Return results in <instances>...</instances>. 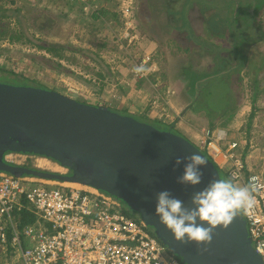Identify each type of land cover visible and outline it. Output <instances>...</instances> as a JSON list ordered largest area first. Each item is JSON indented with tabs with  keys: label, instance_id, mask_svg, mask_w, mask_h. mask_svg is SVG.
<instances>
[{
	"label": "rangeland",
	"instance_id": "obj_1",
	"mask_svg": "<svg viewBox=\"0 0 264 264\" xmlns=\"http://www.w3.org/2000/svg\"><path fill=\"white\" fill-rule=\"evenodd\" d=\"M166 2L168 0H96L94 4L81 8L58 0H0L8 9L19 8L29 18V29H32L26 34L31 43L10 44L0 40V69L4 72H0V84L55 91L81 103L106 107L157 130L185 138L210 157L208 131L211 136L218 130L226 132L225 142L218 144L224 152L232 140L240 142L241 146L246 145L245 135L251 126L246 158L242 157V151L236 153L251 171H259L264 133V91L253 105L254 68L248 66L240 71V76L244 77L232 91L233 103L230 105H236L237 97L240 103L234 109L232 119L228 118L229 113H210L212 109L219 112L223 101L222 93H218L222 87L217 80L211 81L210 86L218 94L208 98L212 103L208 105L210 108L205 106L212 115H207L203 109L191 110L197 95L189 91L193 80L188 81L184 71L192 67L195 72L210 73L209 67H214L217 53L214 46L228 49L231 39H213L207 25L201 27L197 14L193 13L192 26L197 27L201 36L210 35L207 48L201 50L193 44V39L180 40L177 36L185 31L176 30L179 24L171 23L163 12ZM128 18L130 27L126 26ZM261 18L264 25V13ZM204 32L208 36H204ZM50 42L72 47L64 51L65 59L49 56L61 63V70L44 66L46 63L38 56L44 52L37 50L35 45ZM33 55L38 57L33 58ZM248 55L254 64H259L264 56V42L252 46ZM218 56L226 58L224 54ZM136 68L142 70L137 72ZM23 77L27 81H22ZM238 77L234 73L231 81ZM257 78L259 88H264V71ZM193 108H196L195 103ZM251 112L254 116L249 121ZM210 122L215 128H209ZM194 135L198 139L194 140ZM6 156L8 161L43 172L64 171L56 162L44 157L18 153ZM212 161L225 172L231 166L229 161H221L220 157ZM0 264H9V259L1 251Z\"/></svg>",
	"mask_w": 264,
	"mask_h": 264
},
{
	"label": "water",
	"instance_id": "obj_2",
	"mask_svg": "<svg viewBox=\"0 0 264 264\" xmlns=\"http://www.w3.org/2000/svg\"><path fill=\"white\" fill-rule=\"evenodd\" d=\"M8 153L47 158L69 175L9 164ZM199 154L197 185L178 177ZM181 160L176 164L177 159ZM0 171L13 176L74 183L106 192L141 220L184 264H264L255 252L239 213L227 228L217 227L208 244L180 243L155 215L156 193L168 191L192 208V197L220 177L214 162L185 138L157 130L106 107L78 102L55 91L0 84Z\"/></svg>",
	"mask_w": 264,
	"mask_h": 264
},
{
	"label": "built area",
	"instance_id": "obj_3",
	"mask_svg": "<svg viewBox=\"0 0 264 264\" xmlns=\"http://www.w3.org/2000/svg\"><path fill=\"white\" fill-rule=\"evenodd\" d=\"M58 1L82 8L96 0ZM127 12L129 17L128 7ZM207 136L212 159L229 161V179L255 188L251 206L241 215L250 242L264 263V133L257 172L236 153V141H230L224 152L220 150L218 144L225 142L226 132L218 130L211 136L208 131ZM5 160L22 166L8 161L7 156ZM61 168L64 171L58 174L69 175L68 169ZM76 185L0 171V251L9 264H184L141 220L127 212L121 200ZM24 211L33 221L20 228Z\"/></svg>",
	"mask_w": 264,
	"mask_h": 264
},
{
	"label": "trees",
	"instance_id": "obj_4",
	"mask_svg": "<svg viewBox=\"0 0 264 264\" xmlns=\"http://www.w3.org/2000/svg\"><path fill=\"white\" fill-rule=\"evenodd\" d=\"M163 5H166V8L164 9L165 11H162L171 23L179 24V26L175 27V29L185 31L181 35L177 36L180 40L193 39V44L200 47L201 50H206L207 48V38L210 35L208 36L207 32H204L203 35L208 36L205 38L201 36L200 31H197V27L192 26V22L194 20L192 17L193 13L197 14L198 18L196 19L201 23V27H203L202 25H207L208 32L211 34L213 39L218 40L228 37L231 39V46L228 49L214 46L217 53L215 54L213 60L214 67H209L210 73L201 74L195 72L192 67H189L188 70L184 71L188 81H190V78L193 80V83L191 85L189 84V91H191V93L193 92L194 95H197L195 101L192 102L193 106L191 107V110L193 109L194 111H197L203 109L207 115L217 114L220 112H223L224 114L229 113L228 118L232 119L235 113L234 109H236L240 103V99L237 97L234 102V105H236H230L231 102L233 103V99L231 97L232 91L243 80L244 76H240L241 69L248 66L254 68V78L252 79L253 93L251 94V103L254 105L258 95L264 91V88H259L260 81L257 78L260 72L264 71V56L261 57L259 64H254V61L249 58L248 53L252 46L264 42V25L261 18L264 13V0H168V2ZM93 16L96 17V15ZM30 26L29 18L23 15L19 8L8 9L0 3V40H6L10 44L18 43L20 41L22 43H31L32 40L28 39L29 36H26V34L32 30L29 29ZM203 29L206 28L204 27ZM35 48L44 52L43 54L38 55L41 57L40 59L46 63L44 66H54L55 69L61 70L63 67L58 60L65 59L64 51L72 47L69 45L65 46L59 43L56 44L50 42L48 44L35 45ZM222 54H224L226 58L221 59L218 56ZM46 55L48 57H46ZM38 56L33 55V58ZM49 56L58 60H53ZM0 72L3 71L0 69ZM234 73L239 77L236 81L232 82L231 80ZM9 74L13 76L12 72ZM98 76L102 77L101 74H98ZM23 80L27 81L24 77L22 78V81ZM215 80H217L219 85L222 87L218 93H222L221 98L223 101L220 104L219 112H214L213 109H210V113L212 114H209L205 106L210 108L208 105L212 103H210L208 98L218 94L214 92L210 86V82ZM194 103L196 108H193ZM253 116L254 114L251 112L248 120L252 121ZM224 125L225 124H223V126ZM223 126L220 125V127ZM209 128H215V124L210 122ZM250 129L245 135L246 145L241 146L240 142L237 141L238 146L236 151H242L243 158L245 157L248 146L250 145ZM202 153L212 161L211 157L208 156L205 151H202ZM214 166L219 173H222V175L220 173V177L222 179H229L228 172H225L221 168H219V170L216 163H214ZM20 215L22 216L19 226L21 228L23 225L31 222V217L26 214V211L22 212Z\"/></svg>",
	"mask_w": 264,
	"mask_h": 264
},
{
	"label": "clouds",
	"instance_id": "obj_5",
	"mask_svg": "<svg viewBox=\"0 0 264 264\" xmlns=\"http://www.w3.org/2000/svg\"><path fill=\"white\" fill-rule=\"evenodd\" d=\"M141 70L135 69L137 72ZM185 159L189 162L177 182L193 186L199 184L202 173L198 166H205L207 160L199 154ZM175 163L180 164L181 160L178 158ZM253 191L254 187L239 186L230 179H217L193 195L192 208H185L183 201L171 196L168 191H160L156 193L154 213L175 241L208 244L218 226L227 228L241 211L251 206Z\"/></svg>",
	"mask_w": 264,
	"mask_h": 264
},
{
	"label": "flooded vegetation",
	"instance_id": "obj_6",
	"mask_svg": "<svg viewBox=\"0 0 264 264\" xmlns=\"http://www.w3.org/2000/svg\"><path fill=\"white\" fill-rule=\"evenodd\" d=\"M22 167L29 168L28 166H25V165H22ZM127 212H128L131 216L135 217V214L132 213L129 209L127 210ZM150 231H151V229H150Z\"/></svg>",
	"mask_w": 264,
	"mask_h": 264
},
{
	"label": "crops",
	"instance_id": "obj_7",
	"mask_svg": "<svg viewBox=\"0 0 264 264\" xmlns=\"http://www.w3.org/2000/svg\"><path fill=\"white\" fill-rule=\"evenodd\" d=\"M195 138L198 139L196 135L193 136V139H194V140H195ZM251 148H252V147H251ZM251 148H250V149H251ZM260 154H261V153H260ZM252 155H253V154H252ZM244 158H246V154H245V157H244ZM247 160H248V157H247ZM219 165H220V164H219ZM249 166H250V165H249ZM220 167H221V166H220ZM259 171H260V170H259ZM32 221H33V219H31V223H32ZM29 223H30V222H29ZM31 223H30V224H31Z\"/></svg>",
	"mask_w": 264,
	"mask_h": 264
},
{
	"label": "bare ground",
	"instance_id": "obj_8",
	"mask_svg": "<svg viewBox=\"0 0 264 264\" xmlns=\"http://www.w3.org/2000/svg\"><path fill=\"white\" fill-rule=\"evenodd\" d=\"M42 160V159H41ZM46 161V160H45ZM48 162V161H47ZM66 185H76V184H70V183H66ZM77 186V185H76Z\"/></svg>",
	"mask_w": 264,
	"mask_h": 264
}]
</instances>
